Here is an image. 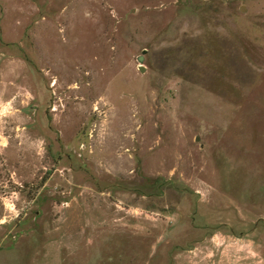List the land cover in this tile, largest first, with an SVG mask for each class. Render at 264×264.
I'll list each match as a JSON object with an SVG mask.
<instances>
[{
	"label": "rangeland",
	"instance_id": "1",
	"mask_svg": "<svg viewBox=\"0 0 264 264\" xmlns=\"http://www.w3.org/2000/svg\"><path fill=\"white\" fill-rule=\"evenodd\" d=\"M0 264H264V0H0Z\"/></svg>",
	"mask_w": 264,
	"mask_h": 264
},
{
	"label": "water",
	"instance_id": "2",
	"mask_svg": "<svg viewBox=\"0 0 264 264\" xmlns=\"http://www.w3.org/2000/svg\"><path fill=\"white\" fill-rule=\"evenodd\" d=\"M140 71H143V67H140Z\"/></svg>",
	"mask_w": 264,
	"mask_h": 264
}]
</instances>
